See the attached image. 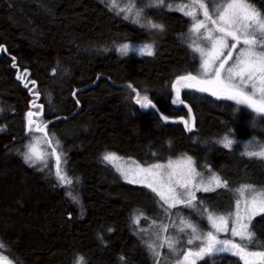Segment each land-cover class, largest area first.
Instances as JSON below:
<instances>
[{
	"label": "trees",
	"instance_id": "16d2710c",
	"mask_svg": "<svg viewBox=\"0 0 264 264\" xmlns=\"http://www.w3.org/2000/svg\"><path fill=\"white\" fill-rule=\"evenodd\" d=\"M152 7L148 0L136 5L143 9L137 24L108 0H0V242L13 264H76L80 256L86 264H178L184 250L202 245L182 239L175 251L160 247L163 241L150 226L175 230L172 225L182 227L184 218L206 231L210 213L233 210L237 186L264 185L262 159L245 155L239 144L219 143L222 136L264 137V115L211 91L184 87L183 81L168 96L178 111L169 114L142 79L118 80L101 68L110 57L131 62V74L157 69L167 55L190 61L188 52L168 40L176 22L146 14ZM145 20L162 30L141 26ZM145 43L154 45L153 55L138 51ZM124 44L132 48L121 54ZM129 84L154 107L140 106ZM30 111L55 150L45 165L24 156L31 134L39 132L33 125L28 129ZM107 152L141 163L189 154L199 164L208 161L228 187L198 193L191 209L169 208L151 189L123 180L103 159ZM57 154L70 185L51 166ZM250 227L263 243L248 251H264V212ZM195 264L244 260L224 251L196 258Z\"/></svg>",
	"mask_w": 264,
	"mask_h": 264
},
{
	"label": "snow or ice",
	"instance_id": "6c2138e0",
	"mask_svg": "<svg viewBox=\"0 0 264 264\" xmlns=\"http://www.w3.org/2000/svg\"><path fill=\"white\" fill-rule=\"evenodd\" d=\"M156 3L157 5L163 4L164 0H156ZM210 3H212V0H190V3L182 5L179 10L184 11V14L190 16L193 20L192 27L189 29L193 37V51L200 53L202 58L201 73L205 76L211 74V78L199 80L197 76L189 73L185 76H178L176 84H180L183 81L184 87H198L200 91H211L213 95L235 100L238 104H245L258 114L264 115V14L255 10L246 0H217L216 3L212 4L211 10L209 8ZM112 6H117L115 0H112ZM169 7L171 6L169 5ZM120 11L125 13V19L131 18L134 23L141 24L143 9L136 8L135 0H129L128 6L120 9ZM201 14L203 18H200ZM145 24L154 29L162 30L163 28V25L155 24L151 20H145L141 26H145ZM201 44L206 46L202 47ZM2 47L0 46V48ZM129 48L130 45L124 44L118 50L121 54H126ZM138 51L142 54L153 55L154 45L145 43L138 48ZM18 78L23 79V75ZM31 83L35 85V81H31ZM25 86L27 87V85ZM128 87L136 93V102L138 104H141L142 107H154L147 95L141 97L133 85L129 84ZM177 92L179 93V89H177ZM27 116L29 117L28 129L31 131L33 113L30 111ZM165 119L167 118L165 117ZM36 130L44 131L38 126ZM188 130L191 131V127ZM219 143H222L226 148H231L234 142L228 136H225ZM56 144L58 145L59 141H56ZM27 147L28 151L24 153L26 161L35 162L36 159H43L42 154L40 156L36 155L34 144L30 143ZM245 155L264 158V146H261V150L258 152H246ZM103 159L108 162H114L119 157L114 153H108L103 156ZM184 159L188 163V173L179 187L185 189V192L180 193V196L185 198H178L173 189H169L170 192H173L171 197L166 198L162 193H158L164 203L168 204L169 208L176 207L177 204H184L189 207L194 206L195 193L187 191V187L191 179L201 174L196 172L193 167L194 162L191 157H185ZM60 163L61 157L60 154H57L56 175L61 183L70 185L72 180L68 179L62 172ZM172 164L173 161L169 160L166 165L153 164L147 168H141V171L150 173L155 177L159 173L153 170L171 168ZM211 181H215V187L217 188L228 187L227 181L221 180L214 173ZM131 182L138 183L140 181L132 180ZM147 186L152 188L153 191H157L152 184H147ZM197 190H201L199 186H197ZM202 190L205 192L214 191L215 188L203 187ZM236 191L240 195L248 194L251 197L250 201H245V214L243 216L240 214V200L237 199L236 201V213L230 231L233 237H239L240 242L218 240L213 232L198 235L199 229L195 224L180 218V224L183 226L178 227L173 224L172 227L177 228L179 233H185L188 229L191 230L189 233L191 238L187 240V244L192 245L196 240H203L206 242V246L199 247L198 251L187 248L183 252V260L178 262V264H195L196 258H202L204 255H209L213 252L224 251L233 252V254L240 256L244 260V264H264V251H247L248 245L255 240V233L250 226L256 211H249V207L251 206L253 209L259 208V210L264 211V189L243 185ZM68 195L73 201L78 202L77 196L72 195L71 192ZM169 199L174 202L168 203ZM232 215L231 213L229 214V216ZM142 216L143 213H140L133 222L138 224ZM208 219L212 222L216 232L229 231L226 227L227 220L223 216L217 218L221 225H224L223 227L217 226L212 214H209ZM153 223L155 224V221ZM160 228L163 232L168 231V226L166 225H161ZM177 243L178 241L173 237L167 236L164 237L160 247L166 245L169 249L175 251ZM149 247L155 249L153 244H150ZM4 250L5 246L0 242V253ZM155 254L159 255V253ZM121 259L123 260V257ZM0 264H11V261L7 260V257L0 255ZM76 264H86L84 257H78Z\"/></svg>",
	"mask_w": 264,
	"mask_h": 264
},
{
	"label": "rangeland",
	"instance_id": "374dc122",
	"mask_svg": "<svg viewBox=\"0 0 264 264\" xmlns=\"http://www.w3.org/2000/svg\"><path fill=\"white\" fill-rule=\"evenodd\" d=\"M145 1L146 0H135V3L137 6H143L145 4ZM108 2L112 6V0H108ZM148 2L154 5L155 8L153 7L146 8L145 9L146 14H149L154 18H158L160 16L163 18H169L176 22V28L169 32L168 40L173 43L174 47L178 49L179 52L182 51L188 52L190 54V61L188 63H181L177 57H174L172 55H167L165 60L160 63L157 69L152 70L150 72L141 69L137 74H131L130 72H128V65L131 62L118 61L115 57H110V58H105L103 60L101 68L105 71H109L112 74V76L118 80L142 79L143 81L142 86L149 93L150 97H152L164 111H166L169 114H173V113H177L178 111L170 107L168 102V96L169 94H173V96H175L174 95L175 87L179 86V84H176L177 77L185 76L191 73L192 75L197 76L199 80H205V79H210L211 74L205 76L201 73L202 58L200 56V53L193 51V37L192 34L189 32V29L192 27L193 20L190 16L185 15L184 11L179 10L182 5L190 3V0H164V3L160 5H157L156 0H148ZM216 2L217 0H212V3L209 4L210 10L212 8V4ZM246 2L252 5L255 8V10H257L261 14H264L263 1L246 0ZM128 3L129 0H115V4L117 6L114 8L123 9L128 6ZM169 5L171 7H169ZM166 10H172L174 11V13L168 14L165 12ZM200 18H203L202 14L200 15ZM229 43H231V41H229ZM201 46L203 47L206 45L201 44ZM139 47L140 46H138L137 48ZM131 48L132 47L130 46L129 49ZM226 100L236 102L235 100H230V99H226ZM241 105H244L248 109L253 110L252 108H249L245 104H241ZM34 122L36 121H33V128H36L34 127ZM224 137L225 136L220 137L219 141H221ZM229 139H231L234 142L232 145L239 144L244 153L258 152L261 150V146H264V137L258 138L256 136H252L247 138H238V139L229 138ZM30 143L34 144L35 152L37 156H40L41 154L43 155L42 160L36 159L35 162H31V161L30 162L32 164L34 163L39 165H45L46 161H48L51 155L53 154V151H55L52 145L53 143H51L50 139L47 138L45 134L42 133L41 131L34 132L31 134L27 146ZM27 151H28V147H27ZM108 153H114V152H107L105 154ZM114 154L117 157H119V159L115 160L114 162H108V163H110L116 169V171L119 173V175L123 180L129 183H132L131 182L132 180L140 181L138 183H132V184L142 185L151 190L152 188L148 187L147 184H152L153 187L157 189V191L154 192L158 195L160 199L161 196L158 193H162L166 198L171 197L173 192H170L169 189H173L174 193L178 196V198L180 199L185 198L184 196H180V193L185 192V189L179 187V185L184 182V179L187 177V173H188V163L187 160L184 159L185 157L192 158V161L194 162L193 167L195 168L196 172L201 174L200 176L191 179L187 187V191L195 193V199L198 196V193H205V191L202 190L203 187L216 188L215 181H211V177L213 173L219 176L221 180H225L210 167V163L208 161L199 164L193 156L185 153L173 157H169L164 160H154L149 163H141L131 156H123L117 153ZM254 157H258V156H254ZM258 158L264 161V158L261 157ZM169 160L173 161L171 168L153 170L159 173L158 176L154 177L150 173H145L141 171V168H147L148 166L153 164L166 165ZM51 163H52L51 166L56 171V167H57L56 159L52 160ZM60 167L62 172L65 174V164L63 163L62 160L60 163ZM243 185L237 186V189H240ZM245 185H249V184H245ZM197 186H199L201 190H197ZM251 186H253L256 189H264V185L258 186L256 184ZM236 193H237V199L240 200V214L241 216H243L245 214V201L246 200L250 201L251 197L248 194L240 195L237 191ZM173 202L174 201H172L171 199H169L168 201V203H173ZM176 206L186 207L188 209L192 208L184 204H177ZM253 210L256 211V214L252 217V219L259 213L264 212L259 210V208L253 209L250 206L249 211H253ZM230 213L233 215L229 216ZM235 213H236V203L233 210L229 213H210L213 215V218L217 226H221V227H223L224 225H221V222L217 218L223 216L225 220H227L226 227L229 229V231L216 232V230L212 226V222L209 221L210 228L207 229L206 231H202L198 228L199 232L197 234L202 235L208 232H213V234L216 235L218 240H233L234 242L239 243L240 242L239 237H233L230 231L233 224V220L235 218ZM153 228H155V225L150 226V229L152 230V232L154 231L153 232L154 237L158 238L159 244L163 241L164 236L165 237L171 236L178 242L182 239L185 240L186 242L188 239L191 238V236L189 235L191 230L188 234H187L188 231H186V234L183 235V233H179L177 231V228L175 230L173 229L169 230L167 234L166 233L164 234V232L161 231V228H159L158 230H153ZM198 241L199 242H195V244L206 246V242H204L203 240H198ZM261 243H263V241L255 237V240L248 245L247 251L252 250L256 245ZM177 248L180 247H175V249ZM193 250L198 251V248ZM0 255L3 254L0 253ZM7 260L11 261L9 258H7ZM180 261L182 260H179V262ZM11 264H13L12 261Z\"/></svg>",
	"mask_w": 264,
	"mask_h": 264
},
{
	"label": "water",
	"instance_id": "95a60500",
	"mask_svg": "<svg viewBox=\"0 0 264 264\" xmlns=\"http://www.w3.org/2000/svg\"><path fill=\"white\" fill-rule=\"evenodd\" d=\"M140 106H141V104H140ZM36 124H37V123H36V122H34V127H36Z\"/></svg>",
	"mask_w": 264,
	"mask_h": 264
}]
</instances>
